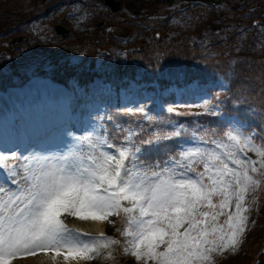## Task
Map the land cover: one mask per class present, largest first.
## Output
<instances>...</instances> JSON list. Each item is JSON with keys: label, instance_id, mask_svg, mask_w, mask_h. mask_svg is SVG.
I'll list each match as a JSON object with an SVG mask.
<instances>
[{"label": "snow or ice", "instance_id": "1", "mask_svg": "<svg viewBox=\"0 0 264 264\" xmlns=\"http://www.w3.org/2000/svg\"><path fill=\"white\" fill-rule=\"evenodd\" d=\"M222 104L212 96L204 102L202 114L221 121L213 132L219 138L209 140L201 128L186 133L182 124L152 139L133 142L129 133L116 140L117 124L110 142L107 115L0 124V264L40 252L53 264H88L112 258L115 246L135 264H214L238 251L249 222L246 197L264 179V128H251ZM146 108L147 100L135 103L151 122ZM113 217L126 224L118 229L123 245L66 222L114 224Z\"/></svg>", "mask_w": 264, "mask_h": 264}, {"label": "rangeland", "instance_id": "2", "mask_svg": "<svg viewBox=\"0 0 264 264\" xmlns=\"http://www.w3.org/2000/svg\"><path fill=\"white\" fill-rule=\"evenodd\" d=\"M120 1L122 7L131 2L141 4L140 0ZM142 2L148 10L160 7V0ZM0 8V52H6L5 57L0 56V96L19 91L31 100V96L27 95L29 89L42 92V85L51 84L46 87L52 89L55 98L65 102L67 114L86 121L110 116L112 122L107 124L110 132L117 124L121 126L116 140H123L129 133L133 136V142L140 137L152 139L154 135L164 132L170 134L177 124H182L186 133L201 128L198 134L204 139H218L213 132L220 126V122L217 123L220 120L202 113L205 100L210 96L216 97L224 87L194 79L187 86L170 85L163 89L152 82L150 84L154 88L151 89L147 83L127 80L115 90L102 77H95L88 85H80L74 77L65 84L51 80L52 84L46 81L53 68L61 64L79 63L89 49L97 52L96 66L99 67L106 49L107 53L124 57L125 51L132 46H140L142 42L148 48L153 46L167 50L188 44V48L205 57L218 58L223 55L226 58L230 55L228 60L244 49L247 38H252L256 48L264 44V0H236L219 9L187 5L176 9L177 12L174 11L165 23L149 20L150 15L145 16L149 14L147 10L139 18L134 16V8L131 7L120 8L113 13L102 0H27L19 5V10ZM60 18L64 19L67 29L64 36L54 30ZM145 18H148L149 26L145 24ZM259 18L262 23L259 26L253 24V20ZM98 22H102L101 25ZM111 26L116 27L117 32L110 30ZM158 31L160 34L156 38L154 34ZM18 37H21L20 41L16 40ZM234 58L238 59V55ZM242 58L246 59L247 55H240ZM2 77L9 78L10 82L3 86ZM172 93L174 100L170 102L167 98ZM145 100V110L150 114L151 122L135 111V103L139 101L144 104ZM127 107H132L133 112L120 111ZM169 107L173 112L167 111ZM208 116L212 118L207 119ZM169 123L173 128L161 130L156 127L153 132L154 126H167ZM255 143L259 145L256 140ZM247 156L259 161L255 152L248 151ZM260 171L264 172V169ZM245 206L249 208V222L242 245L235 253L229 251L216 256L214 264L255 263L254 259L264 245V179L255 192L248 194ZM108 223L105 221V225ZM125 227L119 229L120 232ZM117 237L115 239L123 245L124 237L121 234ZM112 251L114 264H135L134 258L125 254L122 247L115 246ZM88 264H92V261Z\"/></svg>", "mask_w": 264, "mask_h": 264}, {"label": "trees", "instance_id": "3", "mask_svg": "<svg viewBox=\"0 0 264 264\" xmlns=\"http://www.w3.org/2000/svg\"><path fill=\"white\" fill-rule=\"evenodd\" d=\"M22 0H0V6L6 9L19 10ZM1 9V8H0ZM243 54L241 51L239 55ZM249 60H228L223 55L218 58L202 56L198 51H192L188 44L176 48L161 49L151 48L129 55L123 67L119 63L111 64L105 69L107 79L114 82V78L129 75L137 80L156 79L163 87L169 83L186 85L193 78L201 82L221 81L227 90L219 95L223 101V108L228 112L239 114L247 119L250 126L259 130L264 128V47L260 51L248 53ZM60 66L56 69L55 77L76 74L80 82H88L93 75L100 72L93 66ZM61 79V78H60ZM6 79L4 80V82ZM237 106L239 108L237 109ZM264 136V132L261 133ZM261 142V141H260ZM115 223L110 224L107 233H115L123 226L124 221L118 217L112 218ZM118 234V233H117ZM114 258V257H113ZM112 258L103 254L99 259H94L93 264H112ZM259 264H264V253L259 257Z\"/></svg>", "mask_w": 264, "mask_h": 264}, {"label": "bare ground", "instance_id": "4", "mask_svg": "<svg viewBox=\"0 0 264 264\" xmlns=\"http://www.w3.org/2000/svg\"><path fill=\"white\" fill-rule=\"evenodd\" d=\"M47 85L49 84L46 83L44 86L42 85V89H43L42 92H39V90L35 88H33V91H31L32 89H29V92L27 90L28 92L27 95L32 96L33 103L27 100L26 94L20 93L19 91L13 92L10 95L5 96V97L0 96V110L5 109L6 113H9L10 111H12V109L15 111L13 113L11 112L8 118L6 117L7 114L4 115L1 113L0 114V124H5L11 121L19 122V120L17 119V116L19 118H22V115L19 113V111L16 108L20 109L22 114L25 116L26 120L30 122H38L41 125L50 124L51 121H54L55 119H57V116H54V115L50 116L44 112L47 109V107L45 105V102L43 101V96L41 93L46 95L49 92L48 88L46 87ZM52 96H55L53 91H52ZM35 103H36V107H35L36 112H35V119L33 120L32 118L27 116V112L29 109L28 106L29 105L32 106ZM13 104L16 108H12ZM38 107H40L39 110H38ZM62 117L63 116L61 114L60 119ZM69 224L73 227L81 229L82 231L90 232L92 234L102 233L105 227L104 220L79 221V220L72 219L71 221H69ZM13 264H53V261L50 259V256H46L43 252H40L36 256L17 257L13 261Z\"/></svg>", "mask_w": 264, "mask_h": 264}, {"label": "water", "instance_id": "5", "mask_svg": "<svg viewBox=\"0 0 264 264\" xmlns=\"http://www.w3.org/2000/svg\"><path fill=\"white\" fill-rule=\"evenodd\" d=\"M105 3L108 4L109 6H111V8L113 10H116L117 7H118V3L115 2L114 0H105ZM113 29L117 32V28H113ZM56 30L58 32H61V33H64L65 32V29L62 26H59V25L56 27ZM4 55H5V52L4 51H1L0 52V56H4Z\"/></svg>", "mask_w": 264, "mask_h": 264}]
</instances>
